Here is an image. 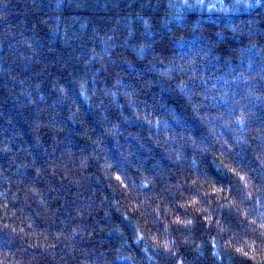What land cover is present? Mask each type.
<instances>
[{"label":"clouds","instance_id":"obj_1","mask_svg":"<svg viewBox=\"0 0 264 264\" xmlns=\"http://www.w3.org/2000/svg\"><path fill=\"white\" fill-rule=\"evenodd\" d=\"M0 264H264V0H0Z\"/></svg>","mask_w":264,"mask_h":264},{"label":"trees","instance_id":"obj_2","mask_svg":"<svg viewBox=\"0 0 264 264\" xmlns=\"http://www.w3.org/2000/svg\"><path fill=\"white\" fill-rule=\"evenodd\" d=\"M181 46H183L182 43H181Z\"/></svg>","mask_w":264,"mask_h":264}]
</instances>
